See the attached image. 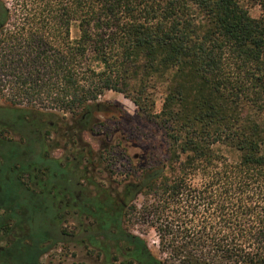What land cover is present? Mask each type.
Listing matches in <instances>:
<instances>
[{
  "label": "trees",
  "instance_id": "obj_1",
  "mask_svg": "<svg viewBox=\"0 0 264 264\" xmlns=\"http://www.w3.org/2000/svg\"><path fill=\"white\" fill-rule=\"evenodd\" d=\"M109 90L165 130L167 156L104 187L109 150L82 133ZM0 97V264L73 254L85 225L127 264H264V0H0Z\"/></svg>",
  "mask_w": 264,
  "mask_h": 264
},
{
  "label": "rangeland",
  "instance_id": "obj_2",
  "mask_svg": "<svg viewBox=\"0 0 264 264\" xmlns=\"http://www.w3.org/2000/svg\"><path fill=\"white\" fill-rule=\"evenodd\" d=\"M249 13L252 17H258L260 8L257 5L249 6ZM71 36H77L74 26L71 28ZM154 92V111H160L164 98V85H159ZM4 98L0 97V102ZM98 101L102 104L100 109L95 110L92 115V130L82 133V143L91 149L101 152L105 151L101 165L95 175L96 181H100L104 187H112L109 180H118L124 177L127 171H135L144 164L152 163L164 159L166 154L165 130L152 120H148L137 111L134 103L123 94L106 91ZM70 123V117H68ZM61 132V131H60ZM62 133V132H61ZM52 137L56 138L57 133ZM62 144L63 140L56 138ZM224 149V148H223ZM54 153L62 155L60 150ZM112 179V180H111ZM115 185V184H114ZM141 196L136 197L133 204L140 206ZM152 219L143 220L138 214L125 215L123 226L128 232L141 237L148 249L156 256L158 253L157 235L151 227ZM2 244V242H1ZM59 257L62 261H59ZM98 253L91 248L85 251L81 246L73 251L60 252L58 247L49 251L41 258L42 264H99Z\"/></svg>",
  "mask_w": 264,
  "mask_h": 264
},
{
  "label": "flooded vegetation",
  "instance_id": "obj_3",
  "mask_svg": "<svg viewBox=\"0 0 264 264\" xmlns=\"http://www.w3.org/2000/svg\"><path fill=\"white\" fill-rule=\"evenodd\" d=\"M74 208H77V204L74 205ZM124 212H125V210H124ZM117 213H120L118 209H116L114 211V214H117ZM121 214L123 215V212H121ZM71 226H72L71 228H72L73 232H75V233L79 232V228L72 221H71ZM89 228H92V227H90V225L82 226L83 233H86V234L90 233V235L93 234L91 236L85 234L81 238V243H82L83 248H84L85 251L89 250V247H95L96 249L103 251L102 255H100L99 258H98L99 264H127L126 261H124L121 258L115 256V252L120 250V248H121L118 244H114V243L110 244L108 242H104V240L106 239L105 237H102L101 235L100 236L95 235L96 233L100 232V230H101L100 226H98V228L92 229V230H90ZM11 240L13 241V240H15V238L12 237ZM113 241H115V240H113ZM3 246H4L3 242H2V244L0 242V253H1V249H2ZM73 247H74V245H73ZM58 249L60 250V252H63V250H66L65 246L61 245V244L58 247ZM73 249H72V251H74ZM9 254L12 257H15L16 252H11ZM59 261H62L61 257H59Z\"/></svg>",
  "mask_w": 264,
  "mask_h": 264
}]
</instances>
